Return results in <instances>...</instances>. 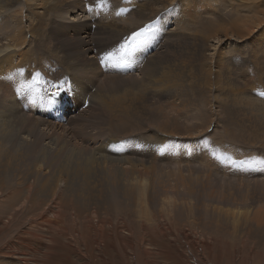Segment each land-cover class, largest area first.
<instances>
[{
    "label": "rangeland",
    "instance_id": "obj_1",
    "mask_svg": "<svg viewBox=\"0 0 264 264\" xmlns=\"http://www.w3.org/2000/svg\"><path fill=\"white\" fill-rule=\"evenodd\" d=\"M250 1L37 0L25 11L19 0L0 14V51L28 61L5 89L11 107L0 105L1 192L37 188L50 170L67 180L74 153L149 172L143 197L103 187L84 212L69 199L37 209L1 199L0 264H21L10 258L20 253L43 264H264V0ZM26 123L46 149L36 169L35 133L15 131Z\"/></svg>",
    "mask_w": 264,
    "mask_h": 264
},
{
    "label": "bare ground",
    "instance_id": "obj_2",
    "mask_svg": "<svg viewBox=\"0 0 264 264\" xmlns=\"http://www.w3.org/2000/svg\"><path fill=\"white\" fill-rule=\"evenodd\" d=\"M19 0H0V14H2L3 12H6V9L9 8L10 6H12L14 3H16ZM27 7L31 6L28 5L27 3H33L34 1L37 0H22ZM39 1V0H38ZM55 1V0H54ZM59 1V0H58ZM239 1H243V0H239ZM252 1V0H251ZM250 1V3H252ZM27 2V3H26ZM43 2V1H42ZM37 3V2H34ZM39 3V2H38ZM57 3V1H56ZM255 3V2H254ZM253 3V4H254ZM259 3V2H258ZM43 3H40L39 5H36L37 7H43L42 6ZM47 4V3H46ZM57 5V4H56ZM256 5V4H255ZM252 6L251 4V9L254 11V15L257 14V16H254L255 18V22L257 23V26H259L263 21L259 19L258 17V13H257V7ZM25 7V11H28L30 8ZM193 7V6H192ZM36 8V7H34ZM218 8V7H217ZM11 10V9H9ZM191 10V8H190ZM252 12V11H251ZM23 13H21L22 15ZM263 14V13H262ZM264 15V14H263ZM20 16V15H19ZM23 17V15H22ZM7 18V17H6ZM253 18V19H254ZM264 19V17H263ZM20 20V19H19ZM252 20V19H251ZM73 21V20H71ZM252 23V24H255ZM70 23V22H67ZM264 23V22H263ZM207 24V23H206ZM120 25V24H119ZM31 26V25H30ZM112 26V25H111ZM209 26V25H208ZM211 32H212V27H209ZM122 30V29H121ZM125 30L127 31L128 29L125 28ZM28 31V30H27ZM112 31V30H111ZM120 32V31H119ZM109 33V32H108ZM31 34V31H30ZM122 34V33H121ZM1 35V34H0ZM117 35V34H116ZM119 36V34H118ZM117 38V37H116ZM99 42V41H98ZM110 42V41H109ZM110 44V43H109ZM115 44V43H114ZM13 45V44H12ZM103 45V44H102ZM6 47V46H5ZM103 47V46H102ZM4 48V47H3ZM101 49V48H100ZM103 49V48H102ZM11 48L10 45L7 46L6 48L2 49L0 52H5L4 54L0 55V97H2L3 99H0V105L7 109V107H11L9 104L8 106H6L5 104L2 105V103L6 102V91L5 89L7 87H9L10 83L9 80H15L14 77H17L15 75H18V73L20 72V70L25 69V67L28 64L27 58L25 54H21V59L20 61H16L14 60V54L16 53H11ZM8 51L9 54L7 53ZM7 53V54H6ZM20 55V54H19ZM28 55V54H27ZM18 60V59H17ZM107 62V61H106ZM33 63V62H32ZM31 64V63H30ZM163 65V64H162ZM162 68V67H161ZM28 69V68H27ZM85 70V69H84ZM75 72V71H74ZM83 74V73H82ZM67 75V74H66ZM83 78V76H81ZM158 81V80H157ZM154 83V82H153ZM157 83V82H156ZM15 84H18L15 83ZM22 84V83H21ZM155 84V83H154ZM25 87V86H24ZM78 88V87H77ZM158 88V87H157ZM155 89V88H154ZM19 90V89H17ZM16 91V89H15ZM87 91V90H86ZM18 93V92H17ZM82 93V92H81ZM87 93V92H86ZM88 94H90L88 92ZM87 94V95H88ZM85 97V96H83ZM96 100V99H95ZM94 101V100H93ZM84 102V101H83ZM8 103V102H7ZM6 103V104H7ZM90 103V102H89ZM93 103V102H92ZM62 106H64L63 104H59L54 108V111L52 113V118L54 119L55 115L58 113H66L65 109L62 108ZM102 106V105H101ZM106 108V107H105ZM23 109V108H22ZM20 111H23V110ZM8 111V109H7ZM6 112V111H5ZM85 112V111H84ZM7 114V113H6ZM4 114L3 116H1L2 118L6 115ZM14 118V117H13ZM25 115H21L20 117H18V121H22L25 120ZM27 119V118H26ZM37 119V118H35ZM33 121H36V120ZM15 121V120H14ZM32 122V121H31ZM46 122V121H45ZM45 122H41V123H45ZM34 123V122H32ZM38 123V122H37ZM54 124V123H53ZM33 125V124H32ZM30 126V125H28ZM37 127V125H35ZM42 126V125H41ZM60 126V125H59ZM21 129L18 130L19 127H17V129L15 131H31L34 132L35 135L33 137H35V139L33 140L34 142L31 143V145L29 146V143L27 145L28 148L27 149V154L30 153L28 151L35 149L34 152H39L40 154L38 155V158L35 159L36 157H34L33 161L34 164L32 165V167L34 169L39 168L40 165L42 164L41 162H43L42 160L44 159L45 155H46V149L42 148L41 145V136H40V131L37 128H32L31 126L27 128V123L26 126H20ZM7 127H4L3 129H1L0 127V132H3L2 134L5 133ZM15 128V126H14ZM2 130V131H1ZM8 130V129H7ZM10 131V130H9ZM43 132V131H42ZM11 133V132H10ZM12 133H13V129H12ZM15 133V132H14ZM13 133V134H14ZM19 133V132H18ZM16 133V134H18ZM22 133V132H21ZM33 133V134H34ZM1 134V133H0ZM15 134V135H16ZM12 135V134H11ZM20 136V135H19ZM23 136V135H22ZM2 137V135L0 136ZM10 137V136H9ZM18 137V136H17ZM113 140V139H112ZM3 141V139H2ZM115 141V140H114ZM4 145V144H3ZM216 146V145H215ZM14 148V147H13ZM17 148H19L17 146ZM2 146L0 145V154L2 153L1 150ZM9 149V148H8ZM43 149L45 150V153L43 152ZM7 150V149H6ZM22 150V149H21ZM37 150V151H36ZM15 151V150H13ZM9 152V151H7ZM20 149L16 150L13 154H11L10 156H7L9 154H6L7 158L6 159V167H10L11 165V158H16V156L19 154ZM117 152L120 154H123L122 149L117 148ZM11 153V152H10ZM32 153V152H31ZM36 154V153H34ZM22 155V154H21ZM37 155V154H36ZM42 157V158H41ZM31 158V157H30ZM41 158L42 160L40 161ZM101 156H98L95 159H92L91 157H83L82 155L80 156L78 153H74V155H72L71 157L65 156L64 160L62 162H64V167L67 165L69 166V172H70V177L67 180H61L60 178V174L53 172V170H50L51 172H49L50 174H47L41 178H39V181L37 183L38 187H34L31 188L30 183L26 184L23 186L22 183H20L23 187L21 190L15 191L13 192L14 188L12 189V191L6 192V194H3L1 192L2 190V186L0 184V200L3 198H5L7 200L8 203H19V200H22V202H25L28 204V208L33 209L34 207L37 209V206L40 207H57L58 205L63 206V203L65 200L69 199L70 201H73L77 204V210L78 212H84L86 209V207H88V205H95L96 203L100 202L102 200V192H101V188L105 187L106 189L108 188V191L110 190V192L112 193H116V194H121L124 197L130 196V197H136L137 195L141 194L145 189L144 184L147 182V177L149 176V172H148V168L147 166H142L140 169L136 166L135 162H133L132 160L125 158V159H107L104 160L103 162H108L107 164H109V166L107 167H101L100 165L103 163L101 162ZM32 159V158H31ZM39 159V160H38ZM95 160H97V162H95ZM17 161V160H16ZM61 162V163H62ZM101 162V164H100ZM60 163V164H61ZM22 164V163H21ZM107 164H102L103 166H106ZM116 164V165H113ZM123 165H129L128 169L123 168ZM151 168V167H150ZM63 170V169H62ZM62 170H59V172L61 173ZM151 171V170H150ZM29 172V171H28ZM34 173V172H33ZM101 173V175H104L105 179L113 184H103V185H97L99 187L98 192L95 194V192L97 191L96 189L90 188V186H94L95 185V177L98 176ZM124 173H131V174H138L141 176V179L138 180V183H131V182H125L123 181V175ZM29 174V173H28ZM94 174V176H92ZM28 177V176H27ZM26 178V176H25ZM29 179V178H28ZM27 180V179H26ZM34 180V179H32ZM1 183V182H0ZM26 183V182H25ZM33 184V183H32ZM3 185V184H2ZM82 186V187H81ZM31 188V189H30ZM125 188L129 189L130 191L128 193L125 192ZM16 189V187H15ZM73 189V191L68 192L69 194L64 193V191H68ZM77 189H80V192L77 191ZM96 190V191H95ZM33 192H37L40 193L42 196H46L47 198L45 200L41 199V198H37L34 196H31V194ZM27 194V196H25ZM99 194V196H98ZM97 195V196H96ZM144 193L142 195L137 196L138 198L143 197ZM19 199V200H18ZM68 200V201H69ZM96 201V202H94ZM98 201V202H97ZM67 204V203H66ZM74 205V204H73ZM76 206V205H75ZM74 206V208H75ZM73 208V209H74ZM44 213V212H43ZM45 216V215H44ZM43 217V216H42ZM45 218V217H44ZM47 218V217H46ZM45 218V219H46ZM41 219V218H40ZM40 221V220H39ZM38 231V230H37ZM36 236V235H34ZM31 239V238H30ZM42 238H39V240H41ZM37 240V239H36ZM39 242V241H38ZM19 247V246H18ZM47 247V246H46ZM24 252V251H23ZM18 256V257H17ZM30 256V257H28ZM8 257V256H7ZM35 257V256H34ZM31 254H27V253H20L19 255H15V256H10V258H13L14 261L19 260V262L21 264H43V262L41 261L40 263L37 262V259H35ZM15 264V263H14ZM18 264V263H17Z\"/></svg>",
    "mask_w": 264,
    "mask_h": 264
},
{
    "label": "snow or ice",
    "instance_id": "obj_3",
    "mask_svg": "<svg viewBox=\"0 0 264 264\" xmlns=\"http://www.w3.org/2000/svg\"><path fill=\"white\" fill-rule=\"evenodd\" d=\"M143 33H139V34H137V35H142ZM115 55L116 54H108V55H106L105 57H103V60L104 61H109V60H113L114 58H115ZM119 59H120V61L122 62L123 61V59H124V54L123 53H121V54H119Z\"/></svg>",
    "mask_w": 264,
    "mask_h": 264
}]
</instances>
